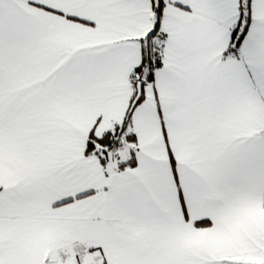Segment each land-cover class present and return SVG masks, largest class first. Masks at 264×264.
<instances>
[{
	"label": "snow or ice",
	"instance_id": "snow-or-ice-1",
	"mask_svg": "<svg viewBox=\"0 0 264 264\" xmlns=\"http://www.w3.org/2000/svg\"><path fill=\"white\" fill-rule=\"evenodd\" d=\"M0 264H264V0H0Z\"/></svg>",
	"mask_w": 264,
	"mask_h": 264
}]
</instances>
